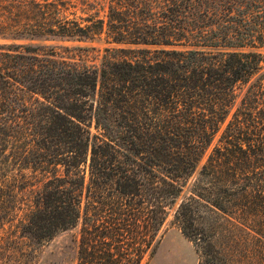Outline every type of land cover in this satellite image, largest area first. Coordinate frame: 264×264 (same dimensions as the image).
<instances>
[{
    "label": "trees",
    "instance_id": "obj_1",
    "mask_svg": "<svg viewBox=\"0 0 264 264\" xmlns=\"http://www.w3.org/2000/svg\"><path fill=\"white\" fill-rule=\"evenodd\" d=\"M71 7L0 0V264L74 227L76 264H146L173 207L199 264H264V0Z\"/></svg>",
    "mask_w": 264,
    "mask_h": 264
},
{
    "label": "rangeland",
    "instance_id": "obj_2",
    "mask_svg": "<svg viewBox=\"0 0 264 264\" xmlns=\"http://www.w3.org/2000/svg\"><path fill=\"white\" fill-rule=\"evenodd\" d=\"M72 2L75 4V7L69 8V11H74L76 17H87L90 14H94L96 19H105L109 0H88V3H90L88 5L82 4L81 0H72ZM82 9L85 10L82 11ZM70 17L72 16L70 15ZM48 43L69 47H85L87 50L82 52L87 54V63H97L103 53L104 47L111 46L104 33L99 38L94 37L91 40L61 41L57 39ZM258 51L262 52L264 56V48H260ZM73 52L74 54H79L81 51L65 52V55ZM262 65L264 66V61ZM91 132H95L93 126H91ZM185 194L186 190H184L178 201ZM173 209L162 227L160 243L146 264H199L195 247L182 234L180 229L172 223ZM77 239L78 227L59 232L39 248L37 259L32 264H76Z\"/></svg>",
    "mask_w": 264,
    "mask_h": 264
}]
</instances>
